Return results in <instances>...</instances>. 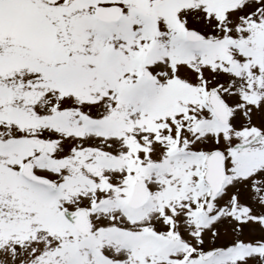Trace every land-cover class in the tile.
<instances>
[{"label":"snow or ice","instance_id":"snow-or-ice-1","mask_svg":"<svg viewBox=\"0 0 264 264\" xmlns=\"http://www.w3.org/2000/svg\"><path fill=\"white\" fill-rule=\"evenodd\" d=\"M0 264H264V0H0Z\"/></svg>","mask_w":264,"mask_h":264}]
</instances>
